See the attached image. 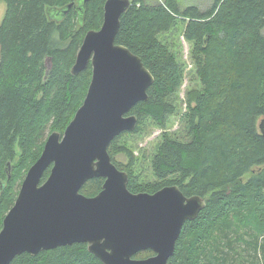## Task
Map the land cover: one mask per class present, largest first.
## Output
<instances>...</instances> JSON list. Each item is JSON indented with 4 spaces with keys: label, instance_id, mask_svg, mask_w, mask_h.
Here are the masks:
<instances>
[{
    "label": "trees",
    "instance_id": "obj_1",
    "mask_svg": "<svg viewBox=\"0 0 264 264\" xmlns=\"http://www.w3.org/2000/svg\"><path fill=\"white\" fill-rule=\"evenodd\" d=\"M0 1L6 4L0 24L2 229L47 138L63 135L85 100L92 66L78 75L71 69L86 34L101 28L107 0ZM179 16L189 19L185 37L192 43L199 89L188 93L185 140L163 135L151 161L155 180L139 182L137 159L121 140L138 134L147 122L165 128L177 114L173 100L184 71L160 36ZM116 44L141 58L154 83L148 100L130 112L138 117L136 129L110 144L113 163L129 175L132 193L154 194L176 185L187 197L206 200L198 217L184 225L168 264H264V137L258 128L264 119V0H215L205 12L196 7L181 12L177 0L164 5L133 0L121 18ZM119 154L128 163L117 161ZM104 182L89 180L81 193L95 197ZM153 255L144 251L135 259ZM11 264L103 263L86 244H74L22 254Z\"/></svg>",
    "mask_w": 264,
    "mask_h": 264
},
{
    "label": "water",
    "instance_id": "obj_2",
    "mask_svg": "<svg viewBox=\"0 0 264 264\" xmlns=\"http://www.w3.org/2000/svg\"><path fill=\"white\" fill-rule=\"evenodd\" d=\"M131 4L107 0L101 28L86 34L71 73L91 64L87 95L63 135L52 133L28 170L0 231V264L74 244H86L103 264H168L184 225L206 206L204 198L187 197L176 185L132 193L129 175L108 152L116 137L136 129L138 117L130 112L148 100L154 83L141 58L116 44ZM259 130L264 137V119ZM94 178L105 180L102 191L86 197L81 189ZM144 251L154 255L135 259Z\"/></svg>",
    "mask_w": 264,
    "mask_h": 264
},
{
    "label": "rangeland",
    "instance_id": "obj_3",
    "mask_svg": "<svg viewBox=\"0 0 264 264\" xmlns=\"http://www.w3.org/2000/svg\"><path fill=\"white\" fill-rule=\"evenodd\" d=\"M145 1L146 4L149 5H164L166 0ZM214 1L215 0H177V5L181 12L189 7H196L199 11L205 12L211 8ZM5 13L6 4L0 1V24ZM188 23L189 19L184 20L179 16L171 31L160 36L161 41H163V43H165L176 55L177 59L182 64L184 71L183 83L173 100L177 106V114L168 118L165 128H160L151 122H147L138 134L127 135L121 140L122 143L134 153L137 159L135 170L136 174H138L137 176H139V182H152L155 180L151 168V161L158 146L162 142L163 135H169L172 138L185 140L184 137L187 131L184 115L189 106L188 93L195 89H199L195 66L191 59L192 43H190L185 37L186 26ZM261 121L262 119L258 120V128ZM16 151L17 155H19L20 151L18 149ZM116 160L124 164L128 163V157L125 154L117 155ZM1 230L2 229H0V231Z\"/></svg>",
    "mask_w": 264,
    "mask_h": 264
}]
</instances>
